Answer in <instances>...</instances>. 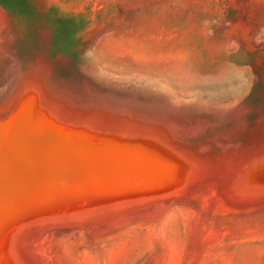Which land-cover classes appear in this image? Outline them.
I'll return each mask as SVG.
<instances>
[{
	"label": "rangeland",
	"instance_id": "rangeland-1",
	"mask_svg": "<svg viewBox=\"0 0 264 264\" xmlns=\"http://www.w3.org/2000/svg\"><path fill=\"white\" fill-rule=\"evenodd\" d=\"M26 68L178 167L124 208L8 214L0 264H264V0H0V98Z\"/></svg>",
	"mask_w": 264,
	"mask_h": 264
},
{
	"label": "bare ground",
	"instance_id": "bare-ground-1",
	"mask_svg": "<svg viewBox=\"0 0 264 264\" xmlns=\"http://www.w3.org/2000/svg\"><path fill=\"white\" fill-rule=\"evenodd\" d=\"M33 73L20 70L0 98V121L5 120L0 124L2 256L16 244L5 249L10 227L2 219L8 214L24 208L50 221L124 208L160 197L170 187L163 172L178 167L138 141L132 132L142 122L137 114L97 95L67 98L45 81L33 80ZM33 202L39 206L27 210Z\"/></svg>",
	"mask_w": 264,
	"mask_h": 264
}]
</instances>
